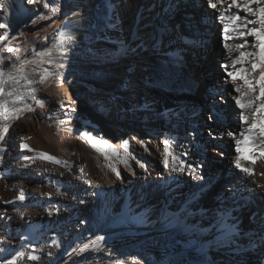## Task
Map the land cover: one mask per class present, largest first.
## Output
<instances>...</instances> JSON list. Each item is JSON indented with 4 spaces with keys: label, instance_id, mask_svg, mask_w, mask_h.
<instances>
[{
    "label": "bare ground",
    "instance_id": "bare-ground-1",
    "mask_svg": "<svg viewBox=\"0 0 264 264\" xmlns=\"http://www.w3.org/2000/svg\"><path fill=\"white\" fill-rule=\"evenodd\" d=\"M177 1L156 0L152 37L157 42L164 37L165 48L146 50L148 61L138 73L142 93L145 87L151 90L149 104L160 151L161 215L157 224L147 228L126 219L127 214L117 219L109 216L129 180L114 164L126 158L113 145H119L117 133L126 130L127 105L133 100L124 88L131 77L129 60L137 59L129 52L133 45L121 40L116 19L106 16L104 9L109 10L112 1L0 0V23L9 26V38L0 49L7 45L15 50V54L0 52L8 58L7 68L13 63L19 67L25 59L39 60L35 53L49 50L51 57L44 60L54 61L26 66L28 79L5 85L0 96V103L8 107L7 112L0 108L8 117H0L4 135L0 141V264H264V189L259 187L264 185V160L254 165L242 161L253 168L251 176L234 164L235 141L241 133L247 135V125L239 119L241 109L234 99L239 94L227 75L238 53L230 55L224 44L234 46L240 41L225 40L219 18L221 12L245 14L235 8L226 12L230 0L216 9L202 0L207 12L194 17L199 28L174 42L163 25L175 19L189 31L194 19L191 8L174 7ZM123 2L118 0L114 9L121 16L127 10ZM136 2L129 42L137 9L146 0ZM202 29H215L219 42L208 57V70L200 67L203 54L197 44L211 34H202ZM248 40L254 42L252 37ZM44 69L52 75L41 83L39 74ZM196 80L202 81L200 98L192 93ZM237 81L242 84L239 73ZM117 86L128 94L124 103L114 92ZM103 96L106 101L100 100ZM113 103L117 113L111 123L106 110ZM204 112L210 118L206 126L198 123ZM166 139L169 152L177 158L168 157V168L162 155ZM226 141L231 142L228 153L223 150ZM206 142L210 152L205 150ZM120 145L125 150L124 142ZM226 155L227 160H222ZM181 160L196 167L200 178L194 179L187 170L173 171L172 164L179 166ZM221 166L226 167L224 177L218 175ZM241 220L256 229L235 226Z\"/></svg>",
    "mask_w": 264,
    "mask_h": 264
},
{
    "label": "rangeland",
    "instance_id": "rangeland-1",
    "mask_svg": "<svg viewBox=\"0 0 264 264\" xmlns=\"http://www.w3.org/2000/svg\"><path fill=\"white\" fill-rule=\"evenodd\" d=\"M108 1H112L111 5L109 6L112 9H104L106 16H110V14L113 15L117 22V29L121 33V40L124 44L131 43L133 46L132 50L129 52L135 53L137 55V59L129 60L128 71L131 77L126 79L127 84L124 88V91H128L129 93H131V97L133 100L131 105H127V108H129V118L127 120L128 122L126 125V130L125 133H123L122 131H119L117 133L119 145H113V149L115 151L123 152V155L126 158L125 160H128L127 163H125L124 161H119L117 164L116 161H114V164L117 165L118 169L123 172V175L129 177V180L125 187V191L117 195L116 201L112 204L111 209L109 210V216L112 219H117L122 217L123 214H127V216H125L126 219L132 222H139L140 225L150 228L159 222V217L161 215V200L159 193L160 187L158 185V166L160 165V151L157 144V139L155 137L157 127L152 111L153 109L149 104V101L151 100V90L150 88L145 87V92L142 93V87H140V82L138 80V73L139 70H141L142 65L146 61H148V53H145V51L151 50L153 47H155L157 50L163 51V49L165 48V38L161 37V41L157 42L152 37L153 32H155L156 34V28L154 26L156 23V17L152 13V8L154 7L156 0L153 1L151 6L150 2L146 0L145 5H140V7L137 9L139 10V13L137 15L136 21L139 25H135V29L133 31L134 37L130 42L128 37V31L130 30L129 26L131 21L133 20L132 17L134 15V11L138 7V4L136 2L138 0H123V3H125L127 10L124 15L122 14V16L117 14L114 10L118 0ZM183 5L185 7L191 8V10H194V13H191L193 15V18L195 16L197 17L199 12H207V10H205L206 7L204 6L202 0H179L174 5V7L179 9V7H183ZM149 10L151 14H146L145 11ZM142 12L144 15H142ZM146 22L147 24L143 25ZM196 23L197 21L195 20V18L193 19L192 23L189 22V31H184L183 25H181V23L178 24V21H176L175 19L168 21L166 25L163 26L167 31V35H169L172 41L174 40L175 42L177 40H183L185 36H189L192 31L199 28V24L196 25ZM142 29L146 30L143 31ZM210 29H206L205 31L204 29H202V34H204V32H207L209 35L211 34V36L207 37L202 35L204 37H202V39L197 44L199 51L201 50L203 54L200 57L199 64L200 67H204L205 70L210 69V62L208 57L219 46L215 29ZM106 58L111 59V56L107 54ZM192 82L194 83L192 93L196 98H200L202 81L196 80ZM121 88L122 87L119 86L115 87L114 92L116 94H119L121 102L123 101L124 103L127 99L128 94L121 91ZM100 100L106 101L107 97L103 96L102 98H100ZM142 101L146 104L144 108H142ZM113 104V106L109 107V109L106 110V113L108 114L109 118L111 117V123L116 120L113 114L117 113V110L115 109L117 103ZM198 123L202 124L203 126L210 124V118L207 115V112L199 114ZM121 141L128 142L127 151L122 150L123 148H121L122 146L120 145L122 143ZM207 143L208 142H206L205 144V150H207V152H210L207 148ZM223 150L226 153H228V151L230 152L231 142H224ZM130 153H132L133 156H129ZM128 156L130 157L131 161L129 160ZM226 157L227 155L223 156L221 159L227 160ZM138 162L140 164H144V167H140V164ZM225 170L226 167L221 166L218 175L224 177L226 174ZM249 222L252 223V220H249ZM246 224L250 225V223L241 220L237 224H235V226H242ZM250 226L253 228L257 227L255 224L253 225V223Z\"/></svg>",
    "mask_w": 264,
    "mask_h": 264
},
{
    "label": "snow or ice",
    "instance_id": "snow-or-ice-1",
    "mask_svg": "<svg viewBox=\"0 0 264 264\" xmlns=\"http://www.w3.org/2000/svg\"><path fill=\"white\" fill-rule=\"evenodd\" d=\"M39 2L40 0H28L29 4ZM223 3L224 0H207L208 6L213 9H216L218 5H222ZM43 6L48 8L49 4L44 3ZM0 7H3L2 3H0ZM232 8L242 11L245 15H240L239 11L235 13L229 12L227 15L225 12H221L219 18L224 26L223 31L225 40L227 41L235 37L240 41L234 46L225 43L224 47L230 55L233 52L238 53V55L231 60L233 70L228 71L227 75L231 77V82L235 85V91L239 94L234 97L236 105L241 109L239 119L247 125V135L241 133L242 138L236 139L235 141L237 156L235 157L234 164L241 172L251 176L254 174L253 168L244 166L242 161L247 159L254 165L258 160H264V0H230L225 11L227 12ZM53 11H55V9H53ZM8 27L7 24L0 23V29L4 30L2 34H0V43L8 40ZM248 37L254 38V42H250ZM249 46L253 49L252 51L247 50ZM0 52L15 54V50L7 45H5L3 49H0ZM35 55L39 57V60L25 59L21 61L19 67H16L15 63H13L11 68H7L8 58L0 55V96H3L5 93V85H19L21 78L28 79V76L24 75L26 66L39 63L51 64L54 62L51 59L47 61L44 60L45 56L51 57V50L44 53L37 52ZM222 67L227 70V65H222ZM6 68L7 70H5ZM32 71L35 73L36 69L33 68ZM237 73H239L242 84L237 81ZM51 75L52 73L44 69L43 72L39 74L40 82H46ZM32 98L35 99V96ZM0 108H2L4 112L8 111L6 103H0ZM28 111H32V109L28 108ZM0 117L3 119L8 118L2 112H0ZM228 135L233 136V133L229 132ZM88 138L94 140L91 136ZM3 140L4 135L0 132V141ZM94 143H101V141L94 140ZM127 144L128 142L124 141L125 151H127ZM164 145L165 149L162 154L164 156L163 162L165 168H168V157L172 155V153L169 152V140L166 139ZM20 146L21 148L29 147L27 144H21ZM0 151H3V149H0ZM245 151L249 153L247 157L245 156ZM256 152L260 154L256 155ZM48 158L53 160L56 159L51 156ZM172 159L175 161L177 158L172 155ZM56 162L59 163L58 160ZM124 162L127 163L126 160ZM140 167H144V164H140ZM172 170H187L193 175L194 179L200 178L197 174L196 167L191 164L185 165L182 160L179 162V166L173 163ZM113 171L115 172L116 170L113 169ZM116 176L120 178V173L116 172ZM259 187L264 189V185H260ZM19 198L21 200L24 199L22 195ZM29 259L37 260L38 257L30 256Z\"/></svg>",
    "mask_w": 264,
    "mask_h": 264
}]
</instances>
